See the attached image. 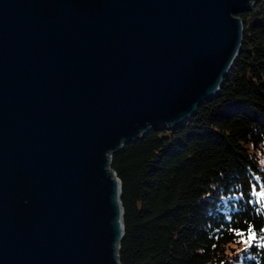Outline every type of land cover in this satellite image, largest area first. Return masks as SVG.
<instances>
[{
	"label": "water",
	"instance_id": "obj_1",
	"mask_svg": "<svg viewBox=\"0 0 264 264\" xmlns=\"http://www.w3.org/2000/svg\"><path fill=\"white\" fill-rule=\"evenodd\" d=\"M258 0H0V264H121L112 155L213 98Z\"/></svg>",
	"mask_w": 264,
	"mask_h": 264
},
{
	"label": "trees",
	"instance_id": "obj_2",
	"mask_svg": "<svg viewBox=\"0 0 264 264\" xmlns=\"http://www.w3.org/2000/svg\"><path fill=\"white\" fill-rule=\"evenodd\" d=\"M238 16L241 50L218 93L112 155L121 264H264V0Z\"/></svg>",
	"mask_w": 264,
	"mask_h": 264
},
{
	"label": "rangeland",
	"instance_id": "obj_3",
	"mask_svg": "<svg viewBox=\"0 0 264 264\" xmlns=\"http://www.w3.org/2000/svg\"><path fill=\"white\" fill-rule=\"evenodd\" d=\"M260 159H261V162L264 164V153L261 155V157H260ZM247 241V239H245V242ZM242 245H240L239 246V248L241 247ZM238 248V249H239Z\"/></svg>",
	"mask_w": 264,
	"mask_h": 264
}]
</instances>
